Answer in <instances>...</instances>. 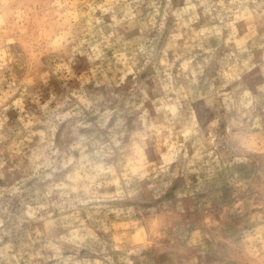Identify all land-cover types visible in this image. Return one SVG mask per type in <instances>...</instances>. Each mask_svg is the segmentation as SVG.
<instances>
[{
	"label": "clouds",
	"instance_id": "9594fccd",
	"mask_svg": "<svg viewBox=\"0 0 264 264\" xmlns=\"http://www.w3.org/2000/svg\"><path fill=\"white\" fill-rule=\"evenodd\" d=\"M217 191L264 264V0H0V264H137Z\"/></svg>",
	"mask_w": 264,
	"mask_h": 264
},
{
	"label": "rangeland",
	"instance_id": "374dc122",
	"mask_svg": "<svg viewBox=\"0 0 264 264\" xmlns=\"http://www.w3.org/2000/svg\"><path fill=\"white\" fill-rule=\"evenodd\" d=\"M224 208V197L217 191L203 201L190 203L185 211L153 221L154 242L137 264H235L225 247L230 229L216 223ZM129 230L113 225V231L122 237Z\"/></svg>",
	"mask_w": 264,
	"mask_h": 264
}]
</instances>
